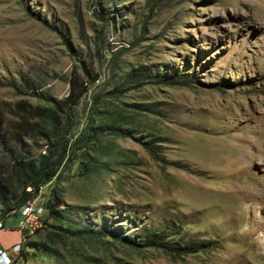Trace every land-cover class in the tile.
Here are the masks:
<instances>
[{
  "label": "rangeland",
  "instance_id": "rangeland-1",
  "mask_svg": "<svg viewBox=\"0 0 264 264\" xmlns=\"http://www.w3.org/2000/svg\"><path fill=\"white\" fill-rule=\"evenodd\" d=\"M22 75L87 83L23 264H264V0H0V107L47 105Z\"/></svg>",
  "mask_w": 264,
  "mask_h": 264
},
{
  "label": "trees",
  "instance_id": "trees-1",
  "mask_svg": "<svg viewBox=\"0 0 264 264\" xmlns=\"http://www.w3.org/2000/svg\"><path fill=\"white\" fill-rule=\"evenodd\" d=\"M20 79L29 88V92L17 89V94L32 97L36 95L47 105L32 104L27 98H22L11 105L7 104L9 108L0 107V148L6 169V173L0 175V221L2 222L10 217L9 213L12 210H15L13 213L15 214L21 205L36 196L43 185L59 176V170L70 148L68 134L74 126L75 107L87 92L86 81L76 75L69 78V90L63 98H57L47 92H37L40 83L29 75H22ZM98 130L100 128L93 127L95 135L100 133ZM87 137L90 138L91 135ZM85 169L90 171L88 167ZM61 205L60 195L54 191L52 198L45 205L47 216L70 224L71 220L60 208ZM71 219L79 221L77 217ZM86 219L84 217L82 222L85 223ZM60 229L65 231V235L81 236L91 232L79 223H76L75 230L62 227ZM29 237L30 235H23L25 260L27 247L38 249L37 243L26 241ZM167 237L168 235L163 232H147L140 241L144 246L164 247ZM125 240L134 244L128 238ZM180 248L185 253H192L202 251L208 246L186 242Z\"/></svg>",
  "mask_w": 264,
  "mask_h": 264
},
{
  "label": "built area",
  "instance_id": "built-area-1",
  "mask_svg": "<svg viewBox=\"0 0 264 264\" xmlns=\"http://www.w3.org/2000/svg\"><path fill=\"white\" fill-rule=\"evenodd\" d=\"M45 207L37 205L32 201H27L21 205L16 212L20 213L21 220L19 228L21 230V242H15L9 246L0 245V264H23L24 238L26 233L32 234L35 227L41 225V215ZM4 228V223L0 221V231Z\"/></svg>",
  "mask_w": 264,
  "mask_h": 264
},
{
  "label": "crops",
  "instance_id": "crops-1",
  "mask_svg": "<svg viewBox=\"0 0 264 264\" xmlns=\"http://www.w3.org/2000/svg\"><path fill=\"white\" fill-rule=\"evenodd\" d=\"M21 219L20 213L16 212L7 219H5L4 228L0 231V242L5 245L13 244L14 240L20 235L19 221ZM0 243V245H1Z\"/></svg>",
  "mask_w": 264,
  "mask_h": 264
}]
</instances>
